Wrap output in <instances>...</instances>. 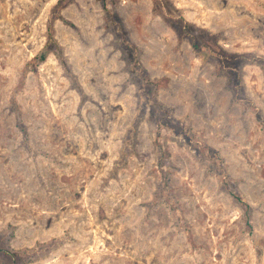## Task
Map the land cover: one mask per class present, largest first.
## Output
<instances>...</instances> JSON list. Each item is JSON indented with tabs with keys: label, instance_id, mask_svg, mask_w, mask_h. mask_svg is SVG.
Returning a JSON list of instances; mask_svg holds the SVG:
<instances>
[{
	"label": "rangeland",
	"instance_id": "1",
	"mask_svg": "<svg viewBox=\"0 0 264 264\" xmlns=\"http://www.w3.org/2000/svg\"><path fill=\"white\" fill-rule=\"evenodd\" d=\"M0 264H264V0H0Z\"/></svg>",
	"mask_w": 264,
	"mask_h": 264
},
{
	"label": "trees",
	"instance_id": "2",
	"mask_svg": "<svg viewBox=\"0 0 264 264\" xmlns=\"http://www.w3.org/2000/svg\"><path fill=\"white\" fill-rule=\"evenodd\" d=\"M59 57L60 54H59ZM49 58V52L47 49H44L41 53H39L36 58H35V62L37 63L36 65H42L45 64L48 61Z\"/></svg>",
	"mask_w": 264,
	"mask_h": 264
}]
</instances>
